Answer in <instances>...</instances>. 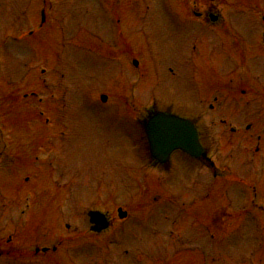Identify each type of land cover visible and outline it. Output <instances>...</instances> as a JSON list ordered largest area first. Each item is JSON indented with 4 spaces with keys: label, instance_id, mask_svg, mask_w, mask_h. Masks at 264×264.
Segmentation results:
<instances>
[{
    "label": "rangeland",
    "instance_id": "1",
    "mask_svg": "<svg viewBox=\"0 0 264 264\" xmlns=\"http://www.w3.org/2000/svg\"><path fill=\"white\" fill-rule=\"evenodd\" d=\"M215 1L142 0L141 4V0H59V4L54 3L53 8L47 10L46 23L42 30H37L36 27H39L41 22L42 0H0V41L5 45L2 65L7 66L12 74L5 82L6 87L11 88V95L8 93L9 88H0V108L6 113L4 121L11 122L10 130L30 133L33 129L32 132L36 135L29 137L31 142L27 144L28 147L23 148L27 150L26 153H18V150L13 148L12 154L6 153L2 158L4 161L6 157H11V162L8 169L3 168L4 171L0 175V227L3 224L0 239L14 231L13 245L23 253V258L16 256L14 260H27L26 256L29 255L26 249L33 250V245L47 246L49 241L57 239L54 236L59 231L65 232L64 225L69 224L71 231L65 233L73 240L63 244L61 254L52 255L54 260L61 256L72 257L74 253L70 255L71 249L80 246L82 248H79V252L94 251L87 254L90 264H133L132 257L141 254V264H162L160 259H170L175 253V259L180 258L184 263L200 264L201 258L197 251L191 255L186 253L181 246L183 242L168 240L172 238L163 236L165 231L158 232L157 237L162 241L168 240L166 245L158 242L155 246H144L146 243H143V240L149 241L152 234V231H149L151 227L146 225L154 219L155 223L160 220L167 221L165 217L170 214L161 208L174 196L178 197L179 201H184L182 198L188 199V203L192 204L190 212L200 216L202 220L204 218L205 225L208 219L207 202L210 201L214 225L212 223L213 226H209V231L216 240L210 247L203 242L204 249L210 251L213 259H209L208 264H264V233L260 234L247 227L237 229L243 217L246 220L254 217L252 211L245 215L239 209L241 206L237 200L241 195L236 193L238 189L244 188L242 185L236 183L225 187L221 179L215 180L201 164L189 161L190 159L181 153L174 155V167L166 174L162 173L159 168L150 164L148 151L144 155L145 160H142V151L136 149L137 145H142V131L141 135L139 134L141 141L136 136L135 140L130 142L127 136L129 133L131 135L132 131L138 132L135 119L141 117L145 109L148 111L152 106L157 111L170 110L196 122L202 144L208 149L212 159L217 161V166L223 164L230 155L231 160L238 161V175H247L249 169L238 166L243 163L247 151L259 146L258 135L264 136V61L261 60L263 50L257 19L262 0ZM210 12L220 16V23L211 24L207 21ZM197 14L202 18L199 19ZM115 22L121 23L120 29L130 42L125 45L122 42L116 43L118 51L111 54L108 42L111 26ZM61 29L64 31V37L60 34ZM17 33L21 35L19 42L15 40ZM235 36L238 37V44L233 42ZM232 48L236 50L232 52ZM211 51L213 52L210 59L207 57ZM240 51H243L244 55H238ZM230 52L232 53L229 54ZM259 52L261 59L257 61ZM59 54L64 55L60 57ZM243 56L246 59L241 64L239 58ZM73 57L76 60H73ZM136 58L141 63L143 60L142 71L135 70L130 65L131 60ZM222 58L226 61L224 66L219 61ZM234 59L238 61L235 62ZM42 62L49 68L48 79L59 81L58 75H61L60 69L64 66L62 74L69 76L65 83L60 85V82H57L56 88L44 89L45 94L40 96L45 99V91L51 90L55 93V98L57 97L56 101L52 102L51 110L50 105L45 103L44 106L46 116L54 119L53 126L45 125L47 117L38 116L37 109L34 110L38 98L31 96L35 90H42L35 88L38 81L33 77L38 74L36 66ZM74 62L78 66L75 72ZM231 62L237 65L230 66ZM229 67L233 70H228ZM1 68L0 65V70ZM26 74H31L32 77L25 80ZM139 74H145V77L142 78ZM40 78L45 79L41 75ZM22 80H25L24 84L20 83ZM243 89L249 91L247 97L239 96ZM152 94L154 98H158L153 103ZM102 95L108 97L106 104L100 101ZM69 96L68 102L59 100L60 97L68 99ZM81 96H85L90 102L89 105L81 102ZM215 97H220V100L215 101ZM212 105L216 106L214 110L210 109ZM65 111L70 114L69 117L62 116L63 123L67 124L66 128L69 129L68 145L66 150H60L62 142L59 133L62 130L60 131L57 120ZM112 112L115 121L109 119ZM223 118L239 129L243 126L241 122L246 119L252 124V130L246 135L240 132L237 136L224 133L225 126L221 124ZM4 128L6 133H9L5 122ZM46 137H50V140ZM16 157L17 164L31 168L30 173L33 174L17 176L16 172H12L11 165L15 166ZM51 157L53 160H50ZM248 158L251 162L252 154ZM131 159L135 161L133 171L130 169L131 165L128 168L132 179L121 178L120 172L127 169L122 165L132 164ZM46 160L49 166L61 172L58 176L49 166L46 174L42 167L47 163ZM111 163L112 166L120 168L108 169L106 172L107 180L114 176L113 186L102 179V188L97 183L98 189L101 190L92 192L95 189L92 187V177L100 172L98 167ZM142 166H145V188H142ZM80 170L82 177H79L78 173L74 175ZM26 176L33 177L31 182L24 183ZM59 177L60 183L55 185L54 181ZM46 181L50 184L52 194L64 192V195L84 196L78 200L79 205L73 206L70 203V209L73 210L69 211L61 207L62 200L41 195ZM137 182L139 189L136 187L134 190L132 186H136ZM27 193L34 195L31 203L36 218H21L18 215L20 208L15 197ZM110 193H113L112 196ZM7 195H13L14 198L9 197L8 205H5ZM106 195L112 199L106 198ZM134 195H142V199H139L141 196L135 200L129 199ZM232 200L233 204L226 203ZM12 201L15 203L13 207L9 204ZM94 204L95 208H106L113 214L117 213L116 209L120 205L129 212L132 209L131 214L135 216L137 223L134 230L140 235L142 246L133 248L122 243L128 236L126 230H122L115 246L110 248L105 246L110 240L109 233L89 235L84 212ZM221 204H224L225 210H221ZM59 209L64 212L67 210L65 216L58 215L64 213ZM229 211H232L233 215H229ZM140 218L142 221H139ZM114 221L115 226L119 225L121 228L118 217L114 218ZM36 222L37 225L45 224L41 228L48 229L50 225H54L58 229L52 228L49 232L47 229L39 230ZM180 231L184 232L183 226ZM70 234L78 236L73 237ZM204 235L203 241H207V233ZM184 236L186 238L185 234ZM197 236L195 234L193 240L197 239ZM126 251L129 252L127 255ZM83 256L86 254H80L84 264L87 260ZM9 259H6L5 263L0 261V264H11ZM175 262L176 260L173 263ZM15 264L26 263L19 261ZM37 264L49 262L44 257Z\"/></svg>",
    "mask_w": 264,
    "mask_h": 264
},
{
    "label": "water",
    "instance_id": "2",
    "mask_svg": "<svg viewBox=\"0 0 264 264\" xmlns=\"http://www.w3.org/2000/svg\"><path fill=\"white\" fill-rule=\"evenodd\" d=\"M164 128L162 131V134H165L163 136V139L166 138L167 143L162 144L164 152H162L159 148V146L153 141V145L155 147V157L160 160L161 162H164L166 160V157H168V154L175 149H181L188 153L189 155L193 157H199L202 148L199 145L197 136L193 133L192 127L187 125L186 122L182 120H178L176 118H167L166 121H164ZM191 129V130H190ZM155 132L152 131V135L154 136ZM90 216L93 220H97V218H102L97 213H91ZM103 220V219H101ZM102 223H104L102 221Z\"/></svg>",
    "mask_w": 264,
    "mask_h": 264
},
{
    "label": "flooded vegetation",
    "instance_id": "3",
    "mask_svg": "<svg viewBox=\"0 0 264 264\" xmlns=\"http://www.w3.org/2000/svg\"><path fill=\"white\" fill-rule=\"evenodd\" d=\"M227 174H228V171H226V170H222V176H223V177L226 178V177H227Z\"/></svg>",
    "mask_w": 264,
    "mask_h": 264
}]
</instances>
